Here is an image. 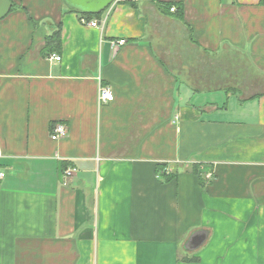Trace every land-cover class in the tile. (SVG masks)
I'll use <instances>...</instances> for the list:
<instances>
[{
    "label": "crops",
    "instance_id": "0c3cea01",
    "mask_svg": "<svg viewBox=\"0 0 264 264\" xmlns=\"http://www.w3.org/2000/svg\"><path fill=\"white\" fill-rule=\"evenodd\" d=\"M165 1L11 0L0 264H264V0Z\"/></svg>",
    "mask_w": 264,
    "mask_h": 264
},
{
    "label": "water",
    "instance_id": "95a60500",
    "mask_svg": "<svg viewBox=\"0 0 264 264\" xmlns=\"http://www.w3.org/2000/svg\"><path fill=\"white\" fill-rule=\"evenodd\" d=\"M64 4L75 13L80 15H97L109 8L115 0H62ZM10 0H0V20L3 19L11 10ZM205 235L194 234L188 241V250L197 249L204 241Z\"/></svg>",
    "mask_w": 264,
    "mask_h": 264
},
{
    "label": "built area",
    "instance_id": "2783aa9c",
    "mask_svg": "<svg viewBox=\"0 0 264 264\" xmlns=\"http://www.w3.org/2000/svg\"><path fill=\"white\" fill-rule=\"evenodd\" d=\"M175 11L174 7L170 8V12L173 13ZM80 23L83 25H87L90 26L92 28H100L101 26V22L97 19H88L86 16L84 15H80L79 17ZM126 44V40L124 39H120L117 41H112L111 42V46L112 47H119V46H123ZM50 59H53L55 61H59L60 57L56 56V55H51ZM114 99V95L113 92L111 91L110 88L105 87V86H100L99 90H98V103L99 104H107L112 102ZM66 126L62 123H56L53 125L52 129H51V139L54 141H57L59 139H62L63 137H65L66 135ZM1 151H0V157H1ZM75 169L71 168L65 171L64 173V177L65 179H69L73 173H74ZM4 174L0 172V181L3 179Z\"/></svg>",
    "mask_w": 264,
    "mask_h": 264
},
{
    "label": "trees",
    "instance_id": "16d2710c",
    "mask_svg": "<svg viewBox=\"0 0 264 264\" xmlns=\"http://www.w3.org/2000/svg\"><path fill=\"white\" fill-rule=\"evenodd\" d=\"M158 5H159V10L163 14H167V15L170 14V15L175 16L179 21H181V22L184 21L181 4H175L173 2H170V0H166L165 2H162L161 4H158ZM173 5H178V6H177V9H175V11L173 13H171L170 12V8L173 7ZM71 11H73V10H71ZM99 15L100 14H97V15H84V16H86L88 19H92V18H97ZM56 38H57V33L46 38V49H48L49 46L51 44H53V43H55V46L59 45L58 44V40Z\"/></svg>",
    "mask_w": 264,
    "mask_h": 264
}]
</instances>
